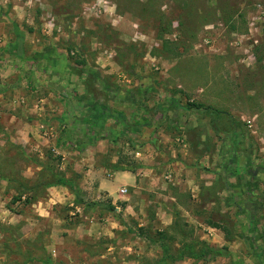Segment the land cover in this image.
I'll use <instances>...</instances> for the list:
<instances>
[{
  "label": "crops",
  "instance_id": "0c3cea01",
  "mask_svg": "<svg viewBox=\"0 0 264 264\" xmlns=\"http://www.w3.org/2000/svg\"><path fill=\"white\" fill-rule=\"evenodd\" d=\"M2 8L0 264H95L98 244L120 264H264L263 106L236 110L213 77L194 106L181 80L156 95L160 81L144 93L115 77L122 90L106 94L114 65L86 32L38 29L16 0ZM28 185L41 187L29 207L5 205Z\"/></svg>",
  "mask_w": 264,
  "mask_h": 264
},
{
  "label": "rangeland",
  "instance_id": "374dc122",
  "mask_svg": "<svg viewBox=\"0 0 264 264\" xmlns=\"http://www.w3.org/2000/svg\"><path fill=\"white\" fill-rule=\"evenodd\" d=\"M6 1L0 0V10ZM16 1L27 7L31 16L24 15L30 16L38 29L41 27L54 34L83 31L86 33L80 39L85 47H90V43L92 47L101 46L103 57L114 65V73L105 77L106 94L118 93L120 84L113 82L115 77L122 82L130 76L131 90L138 91L143 86L144 93L145 85L152 78L160 81L154 91L156 95L179 92L176 84L181 80L186 83V90H180L188 98L194 97L191 103L194 106L200 101L196 99L197 90L202 88L206 92L207 88L208 91L213 77L219 79L220 95L234 94L231 98L236 110L242 109L245 101L241 100L246 98L248 101L242 106L245 111L255 107L260 111L264 107V0ZM50 20H55L59 30L49 25ZM96 48L95 52L86 53L92 66L98 60ZM234 120L243 122V118ZM129 149L132 150V146ZM12 155H16V151ZM84 183H81L83 187ZM20 188V193L4 196L5 205L12 210L29 207L33 200L31 203L26 200L41 194V187ZM85 192L81 204L92 205L94 197H88L89 190ZM16 197L20 200H14ZM78 221L80 219H75V223ZM5 232L11 234L9 230ZM86 250L96 252L95 264H120L122 260L119 255V261L98 259L104 252L101 244ZM11 251L15 256L22 255L15 244Z\"/></svg>",
  "mask_w": 264,
  "mask_h": 264
},
{
  "label": "trees",
  "instance_id": "16d2710c",
  "mask_svg": "<svg viewBox=\"0 0 264 264\" xmlns=\"http://www.w3.org/2000/svg\"><path fill=\"white\" fill-rule=\"evenodd\" d=\"M36 199L35 195L33 196V199L30 197L26 200L27 203H31L30 201ZM14 200H20V197H16ZM141 231V230H140ZM159 236H162V234H159ZM181 252H184L187 256L194 257L196 254V244H188L184 245L182 247ZM182 254V253H181Z\"/></svg>",
  "mask_w": 264,
  "mask_h": 264
},
{
  "label": "built area",
  "instance_id": "2783aa9c",
  "mask_svg": "<svg viewBox=\"0 0 264 264\" xmlns=\"http://www.w3.org/2000/svg\"><path fill=\"white\" fill-rule=\"evenodd\" d=\"M120 195H126L127 194V189L126 188H121L119 191Z\"/></svg>",
  "mask_w": 264,
  "mask_h": 264
}]
</instances>
